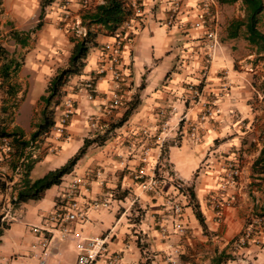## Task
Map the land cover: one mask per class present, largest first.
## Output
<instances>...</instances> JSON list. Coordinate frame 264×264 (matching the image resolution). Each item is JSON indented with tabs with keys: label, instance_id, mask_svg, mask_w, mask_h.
<instances>
[{
	"label": "crops",
	"instance_id": "0c3cea01",
	"mask_svg": "<svg viewBox=\"0 0 264 264\" xmlns=\"http://www.w3.org/2000/svg\"><path fill=\"white\" fill-rule=\"evenodd\" d=\"M63 1L53 0L44 6L41 15V0H0V47L6 50V59L0 57V64L7 60L19 63L1 84L0 101L6 105L16 103L8 131L16 130L24 140L30 138L40 119V96L45 94L50 78L67 66L72 38L65 22L82 23L83 14L104 0H93L89 8L82 7L78 0H68L70 18L66 21ZM203 1L182 0L175 21L167 24L172 0H137L139 11L120 27L121 33L118 31L123 37L121 62L126 84L121 105L111 115L104 108L114 93L112 81L109 75L100 76L96 70L104 44L112 42L115 35L107 34L100 24L89 26L96 33L97 46L90 49L81 74L65 85L61 99L62 102L70 98L74 105L68 129L63 137L51 133L36 145V157L30 160V177L38 178L61 166L85 138L104 132L91 127L89 117L107 125L122 116L133 97H138L139 103L128 120L110 132L104 144L88 146L59 185L45 190L42 198L30 200L33 203L18 205L19 218L0 236V260L7 264H36L32 245L38 237L31 227L47 228V215L68 182L75 174L92 171L90 189L83 201L95 200L97 205L88 208L86 221L72 224L70 234L77 238L76 243L84 236L113 229L106 253L95 264H217L221 253L230 258L220 264H264V215L259 216L260 224L253 218L255 213L264 214V172L252 169L264 145L252 124L253 99L259 97L257 84L264 82L263 52L248 41L243 26L238 36L227 37L230 21L245 18L242 1L236 2H240L243 13L229 19L222 11L228 4L218 3L220 47L204 71L208 42L205 27L195 26L202 17ZM261 24L264 26V10L257 25L264 34ZM14 35L25 43L21 44ZM6 39L15 53L8 54ZM87 79L92 80L93 89L82 87ZM5 83L11 91L3 90ZM36 84L43 85V90L32 96ZM189 84L203 85V95L216 111L204 121L199 122L200 105L189 98ZM61 102L54 121L60 114ZM193 122L199 123L198 139L190 136L189 124ZM160 132L166 135L161 153L156 140ZM51 147L55 152H50ZM226 159L236 162L239 174L234 184L224 188L221 217L217 220L210 196L224 183L222 165ZM14 164V157L1 161L0 169L9 175ZM141 166L147 174L160 176L159 191L144 189L142 182L134 179ZM174 179L182 183V191L175 188ZM187 187L194 191L204 217V229L189 204ZM173 203L181 205L179 216L170 208ZM137 211L140 215L135 218ZM176 217L185 228L183 233L173 227ZM252 225L258 230L249 235L244 246H237V238ZM175 249L178 251L174 252ZM50 253L59 264L57 243L48 251L47 263ZM115 254L119 259L114 260Z\"/></svg>",
	"mask_w": 264,
	"mask_h": 264
},
{
	"label": "built area",
	"instance_id": "2783aa9c",
	"mask_svg": "<svg viewBox=\"0 0 264 264\" xmlns=\"http://www.w3.org/2000/svg\"><path fill=\"white\" fill-rule=\"evenodd\" d=\"M93 0H78L84 8H89ZM182 0H172V8L168 17L167 24H172L175 21L177 14L180 10ZM218 2L216 0H204L202 6V17L195 22V26L205 27V38L208 42L206 50V58L203 70L205 71L208 65L213 60L220 47L219 39V14H218ZM135 11H139V5L137 0L132 4ZM63 17L64 20L70 18V12L68 9V0L63 1ZM66 28L78 37L85 35L86 28L83 26L80 20H72L71 23H66ZM123 37L120 33L115 34V38L112 42L105 43L103 46V55L101 62L97 66L98 75H109L112 81V89L114 91L109 103L105 106L104 112L107 115H111L116 107L121 105L122 95L124 93L126 78L122 72L121 62V44ZM2 79L0 77V89ZM203 85L201 87L193 84H189L187 87L189 98L200 105L201 112L199 115V122L209 118L213 112H216L214 107L209 104L207 99L203 95ZM82 87L85 89H93V84L90 79L83 82ZM259 97H264V92L259 93ZM3 104L0 101V162L9 160L14 157V166L12 167L10 174L0 169V222L10 225L19 218L18 205L16 201L17 188L15 186L19 184V180L22 173L24 164L36 157L34 149L40 140L44 137H48L51 133L57 137H63L68 129L71 116L74 112V105L70 98H65L61 102L60 114L52 127L40 135L35 140L28 139L27 144L22 147L21 153L18 156H14V143L12 137L6 133L13 121L17 107L16 103ZM89 125L93 128H100L104 131L108 128L107 125H100L99 121L95 117H89ZM198 122L189 124L190 136L194 139H198ZM106 127V128H105ZM160 132L156 140L158 141V148L160 153L162 152L165 144L166 135ZM50 152H55V148L51 147ZM148 148L143 149V153H147ZM142 162H145V157L141 158ZM222 167L225 169L224 183L210 196V201L214 206L216 219L221 217V207L223 202L224 188L226 185H232L235 182V177L239 174V168L236 166V162L231 159L223 161ZM92 171L85 172L84 174H75L68 182L66 190L61 195L60 200L55 204L54 209L47 215V222L49 226L47 228L33 226L31 231L36 234L38 241L32 245L35 252L36 264H48V244L51 238L60 233L62 236H67L71 233V226L73 223H83L87 219V211L89 207H96L97 202L83 201L85 195L89 192L90 184L92 180ZM97 174V173H96ZM134 179L140 180L142 186L147 190L159 191L161 187V179L157 178V175L147 174L144 167L141 166L134 174ZM174 186L177 189H182V183L174 179ZM106 203H104L105 205ZM170 208L177 216L181 213V205L178 203L171 204ZM262 219L259 218L258 222L261 223ZM173 227L180 233L185 231L180 220L176 217L173 219ZM113 235V229L107 230L101 235L84 236L75 243L77 250V256L74 264H95L96 261L106 253L107 245ZM249 238V234L244 232L238 239V245H245ZM38 250V252H37ZM178 250L175 249L174 252ZM119 259V255L115 254L114 260ZM0 264H7L0 260Z\"/></svg>",
	"mask_w": 264,
	"mask_h": 264
},
{
	"label": "trees",
	"instance_id": "16d2710c",
	"mask_svg": "<svg viewBox=\"0 0 264 264\" xmlns=\"http://www.w3.org/2000/svg\"><path fill=\"white\" fill-rule=\"evenodd\" d=\"M53 0H41L40 10L41 15L43 8ZM220 4H231L237 0H216ZM244 6L245 18L244 19H232L227 27V37L233 38L239 35V30L242 26L247 34L248 41L257 46L258 52H263L261 58L264 59V34L259 31L257 25L259 22V16L264 10L263 0H241ZM135 15V9L132 4L127 3L125 0H104L103 3L98 4L95 8L87 10L82 16V24L86 26L85 35L72 41V47L70 50L67 66L59 69L53 77L50 78L45 94L40 96V100L43 103L41 110V116L39 121L35 124V130L30 135V140H35L40 137L41 134L48 131L54 124L55 111L54 105L60 103L61 99L65 95L64 87L75 75L81 74L85 64L86 58L91 48L97 46L95 41L96 33L90 31L89 26L91 24H100L107 34L115 35L118 31L121 33L120 27L130 20ZM16 40H19L21 44H24V40H20L17 35H14ZM6 50L0 47V57L6 59ZM19 66L18 61L7 60L0 64V77L2 83L6 82L10 74L14 72ZM92 82V80H91ZM139 103L138 97L131 99L128 107L122 114V116L100 134L89 139L85 138L82 146L61 166L47 171L42 176L32 179L30 172L32 169L31 161L24 164L22 168L19 184L15 186L17 188L16 205L27 202L30 200H38L42 198L43 193L53 185H59L63 181V177L71 173L77 164L78 160L85 154L87 148L92 143L102 145L110 137L109 133L117 127L122 126L136 109ZM51 107V108H50ZM12 137L14 143V156H18L21 153L23 146L27 144V140L21 138V134L16 130H12L6 133ZM252 169L255 172H264V145L262 146L258 157L252 164ZM182 191V189H180ZM189 204L192 206L194 214L201 225L205 228L204 217L200 210L199 204L196 200L194 191L191 187L186 188ZM264 214L260 215L263 216ZM8 224H2L0 222V236L3 231L8 228ZM236 239V238H235ZM239 239V238H237ZM229 255L221 253L217 257V264L227 260Z\"/></svg>",
	"mask_w": 264,
	"mask_h": 264
},
{
	"label": "rangeland",
	"instance_id": "374dc122",
	"mask_svg": "<svg viewBox=\"0 0 264 264\" xmlns=\"http://www.w3.org/2000/svg\"><path fill=\"white\" fill-rule=\"evenodd\" d=\"M223 11V15H226V19H229L230 17H233L236 13H243V10L241 8V4L240 2H236V3H233V4H228L225 6V8L222 10ZM220 13V9L218 7V14ZM221 26V22H220V19H219V38H220V27ZM263 26V24L260 25V27ZM264 28V26H263ZM71 32V38L73 40L77 39L78 37L73 33V31H70ZM5 36L1 37V39H4ZM6 46L5 47H8V54H12V53H15L13 52V48L11 46H9L10 44H12L9 39H6V41H4ZM2 43V42H0ZM1 46V45H0ZM17 58L18 60H21L19 59L20 56L19 54L17 55ZM3 90H7L8 92L11 91V86H9L8 83H5L3 85ZM257 89H258V92L261 94L262 92H264V82L261 81L257 84ZM38 90V91H36ZM43 90V85L41 84H36V89L34 91V93L32 94V96H34V94H36L37 92H42ZM61 102V101H60ZM42 103V102H41ZM211 105V103H209ZM60 104H55L54 105V111H56V108H58ZM253 112H254V119H253V122L252 124L255 126V128L257 129L258 131V139L260 141L264 140V97H255L254 96V99H253ZM41 116V115H40ZM118 119H114L112 121H110L109 123L112 124L114 122H116ZM108 123V124H109ZM107 124V127L110 126V124L108 125ZM109 135L111 136V133H109ZM160 173V172H159ZM35 175L39 174L38 173V168L35 169ZM68 176V175H66ZM157 178H160V176L157 175ZM187 193V191H186ZM31 203H33L34 201H30ZM137 215V216H136ZM140 215V213L137 211L135 212V218L138 217ZM256 216H254L253 218H256V219H259V216L262 215V213H255ZM133 217V218H134ZM248 221H251L252 222V219L251 218H247ZM23 222L24 219H22ZM255 225V224H254ZM258 228L257 227H254L252 225V227L247 231V233L251 236L255 234V231H257ZM77 238L74 237L72 234H69L67 236H62L60 233L56 234L52 241L48 244V248H49V251L51 252V248H52V244L53 243H57V245L59 246L60 248V254L58 256V259L60 261L59 264H73L74 263V260H75V256H76V249H75V240ZM237 246H244V245H238L237 243ZM50 264H56V261L54 259H51V253H50Z\"/></svg>",
	"mask_w": 264,
	"mask_h": 264
}]
</instances>
